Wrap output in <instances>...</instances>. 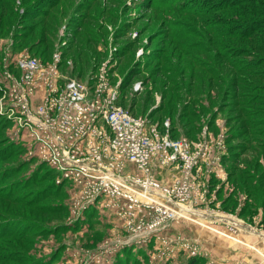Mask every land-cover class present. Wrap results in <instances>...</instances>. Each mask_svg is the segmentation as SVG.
I'll return each mask as SVG.
<instances>
[{
  "label": "rangeland",
  "instance_id": "374dc122",
  "mask_svg": "<svg viewBox=\"0 0 264 264\" xmlns=\"http://www.w3.org/2000/svg\"><path fill=\"white\" fill-rule=\"evenodd\" d=\"M20 1H15L18 11L9 21L0 18V264H32L25 260L31 258L32 262L35 258L47 259L51 264H189L190 257H200L197 264H264V190L255 188L256 194L250 197L247 189H237L231 177H247L237 170V164L244 166L243 159L238 155L232 160L226 157L239 151L237 146L230 149V143L237 139L231 133L239 129L234 124L246 117H262L241 111L242 97L234 92L241 90L235 79L245 69L264 71V62L256 53L239 55L238 45L264 35L257 30L248 39L230 36L237 29L235 12L242 20L253 18L255 24L258 19L261 24L256 25L264 27L262 3L242 0L232 6L233 0H60L49 8L47 15L58 28L50 36V50L43 51L46 15L25 19L21 31H28L26 37L14 35L17 26L13 23L21 6L38 2ZM223 3L224 8L218 10ZM249 6L256 7L253 10ZM80 20L85 24L81 32L92 30L94 43L88 40L87 44L92 61L107 66L113 83L126 81L120 89L127 92L124 106L136 114L151 116L154 122L170 119L177 136L192 141L206 139L213 145L212 158L222 154L220 175L213 173L206 188L203 186L205 203L192 208L206 216L178 215L169 204L175 215L167 218V228L158 232L163 240L153 237L146 246L121 244L144 233L136 232L146 229L140 224L153 221L155 216L138 210L129 218L132 223L126 224L122 210L130 204L117 203L111 195L103 196L113 205L90 204L82 213L78 191H73L67 181L58 182L61 175L32 153L33 147L11 111V99L3 90L8 84L6 73L18 74L13 59L22 52L44 61L51 60L56 51L62 52L64 60L71 58V28L77 27ZM246 22L244 29L248 31ZM29 25L36 28H27ZM259 51L264 53V48ZM69 60L60 63L64 75L89 78L91 64L80 73ZM255 93L264 94V89ZM255 102L252 98L244 105L253 107ZM255 124L262 127L264 122ZM260 141L263 143L264 138ZM4 143L13 147L14 155L2 156ZM260 158L264 165L263 155ZM152 172L164 186L180 175L179 170L163 165L155 166ZM257 184L264 188V180ZM137 197L142 202L156 200L147 194L138 193ZM26 199L32 200L31 208ZM254 201V206L243 210L244 205ZM207 206L214 211L207 214ZM12 219L23 224L39 222L42 228L34 227L33 234L22 237L12 231L5 234L11 227L18 228L17 224L7 226L6 221ZM194 252L197 255H192ZM10 258L14 260L8 261Z\"/></svg>",
  "mask_w": 264,
  "mask_h": 264
},
{
  "label": "built area",
  "instance_id": "2783aa9c",
  "mask_svg": "<svg viewBox=\"0 0 264 264\" xmlns=\"http://www.w3.org/2000/svg\"><path fill=\"white\" fill-rule=\"evenodd\" d=\"M61 60V51L48 61L22 52L13 59L18 74L6 73L3 90L32 153L61 175L58 182L67 181L78 191L82 213L90 204L113 205L103 196L111 195L117 203L130 204L122 210L126 224L138 210L155 216L140 224L146 229L136 232L144 233L123 241L122 247L146 246L153 237L163 240L158 232L167 228L164 221L175 215L174 209L178 215L206 216L192 208L205 203L203 186L212 174L220 175L222 154L211 157L212 143L174 136L170 119L154 122L121 104V81L112 82L105 64L82 80L64 75ZM157 165L179 170L180 175L164 186L152 172ZM138 193L156 200L142 202ZM206 211L214 210L207 206Z\"/></svg>",
  "mask_w": 264,
  "mask_h": 264
},
{
  "label": "trees",
  "instance_id": "16d2710c",
  "mask_svg": "<svg viewBox=\"0 0 264 264\" xmlns=\"http://www.w3.org/2000/svg\"><path fill=\"white\" fill-rule=\"evenodd\" d=\"M17 0H0V18H3V21L6 19H8L11 16V14L15 13L16 9V2ZM42 0H38L37 1H33L32 3H29L27 5H23L21 6L22 9L19 10L18 13V17H15L14 19V23L13 25H15V27L17 26V32L14 35H18L20 37H26L27 32L28 31H21L24 27V25H22V23L25 21V19L28 18H33L34 16H38V15H46L43 22H45L43 24L42 29H44L45 32V37H43V51H47L50 50L51 48V42H52V35H54V32L56 30V28H58L57 23H55L54 21H52L51 19H49L50 17H48L49 15H47L49 12V8L51 9L53 6L58 5L60 0H43L42 2H40ZM231 1V0H229ZM249 2L253 1L254 2H258V3H262V5L264 6V0H247ZM22 2V0L20 1V3ZM225 2V0H224ZM232 2H234L232 4V6L237 5L239 3L242 2V0H233ZM46 3V4H43ZM257 3V4H258ZM223 5H225L224 3L220 6V8H218V10L223 9ZM41 6H44V8H42ZM46 6V7H45ZM258 6V5H257ZM20 7V8H21ZM256 7V6H254ZM254 7L249 6L248 9H253ZM6 9V10H5ZM201 9H203V7L201 6ZM213 8H210V10H212ZM48 10V11H47ZM257 10V9H256ZM18 11V10H17ZM205 11V10H204ZM235 17L236 20H234L237 23V28L234 32H231L230 36H236V37H244V39H248L252 36H250L252 33L254 34L255 31L259 30L258 32L263 33L264 35V27L262 29H259V27H261L259 25H256L257 22L258 24H261L260 21H258V19L255 21L256 24L251 21L253 20V18H248L242 20V18H239V13L235 12ZM48 17V18H47ZM54 16H51V18H53ZM14 18L11 17V19ZM47 19V20H46ZM49 19V20H48ZM245 21L246 24H248L249 30H245V24H243ZM84 21L80 20V22H78V24L76 25L77 27L71 28L72 29V42L74 39V43L73 45L70 43V55H71V61H72V65L74 66V68L76 67L77 70L82 73L85 69L86 66H90L91 64V73H95L98 70L97 64H96V59H94V61H92L93 58H91V55H89V50H88V40L90 41V43H94L93 37L91 35L92 30L88 29L85 30L84 32L82 31L83 25L85 26V24H83ZM235 23V24H236ZM249 23H251L249 25ZM34 26L29 25V27L27 28H33ZM22 28V29H21ZM26 28V27H25ZM36 28V27H34ZM33 28V29H34ZM19 31V32H18ZM34 31L31 30L30 33H33ZM29 33V34H30ZM81 37V39L78 40V38ZM251 43L248 44H240L239 46V50H236L237 53L240 55H247V54H255L256 56H258L259 59H261V62H264V53H261L259 50L262 51V49L264 48V37L259 38V36H255L253 37V39L250 41ZM232 44V43H231ZM249 45L254 46L255 49L249 47ZM258 50V51H257ZM66 53V52H64ZM35 55V54H34ZM93 57H95L93 55ZM66 59L64 60L62 58L61 60V64H66V62H69L70 60ZM257 59V58H256ZM92 61V63H91ZM254 63H256V60L254 61ZM97 67V70L94 71V69ZM240 70V72L244 69H237ZM246 72L245 73H241L239 77H236L237 79H235V84L238 86L240 85V92H234L236 93L235 95L237 97H242L240 98V104H243V106H240L241 111L245 112V114L247 115L248 113H256L257 116L259 114H262V117H257L256 119H249L248 117L244 118L243 120L239 121V123L237 122L236 124H234V127L239 126V129L233 133H231V136L233 138H237L236 140L232 141L230 143V149H232L231 147L237 146L239 149V151L235 154H231L229 153L226 157L227 160H232V158L234 159L236 155H238L239 158L243 159V164L244 166L241 168L240 166H238L237 164V170L240 173H246L247 177H245L243 179L244 176H242V178L240 176H236V177H231L232 178V182L234 183L235 187L237 189H247L246 192L248 194H250V197L256 194V190L255 188L258 189H262L264 190L263 187H261L259 184H257L258 181L264 180V165L263 162L260 158V155H263L264 157V142L262 143V141H260V139L262 140V138H264V125L262 127H256L255 122H258L259 120H262L264 122V94L261 93H255V91H258L259 89H264V71L261 69H252V68H248L245 69ZM126 83V81H124ZM122 81V84H120V88H124L125 87V83ZM254 92V93H252ZM127 92H121V96H120V100L119 102L121 104H123V99L127 96L126 95ZM254 95V96H253ZM252 98H255L257 100V102L254 103L253 107L249 106L252 104H249V107H246L244 104L246 102H249V100H251ZM259 102V104H258ZM251 108V109H250ZM252 111V112H250ZM240 115V114H239ZM164 121V120H163ZM162 122V121H161ZM160 122V123H161ZM172 125V124H171ZM171 132L172 135L177 136L174 132V127L171 126ZM239 135H243V138H239ZM260 136V137H259ZM257 138V139H256ZM255 141H258L257 143H255ZM4 145V155L2 156H6L5 158H7L8 156H12L13 154V147L10 146L9 144L6 145V143L3 144ZM37 172H35L36 174ZM239 173V174H240ZM41 176V175H40ZM256 176H258V178H255ZM39 175H37V177H35L36 179H38ZM34 179H32L33 181ZM54 184V186L56 185L55 182L52 183ZM52 184L46 186V188L49 186H51ZM57 186V185H56ZM59 187V186H58ZM255 192V193H254ZM29 201V202H27ZM31 199H26V202L28 203V205L33 206L31 203ZM254 203H247L246 205L243 206V210H248L250 206H254ZM60 209V208H59ZM31 211V209H30ZM8 222L7 226H11V224H17L18 228L15 227H11L5 234H9L13 232H15L16 234L19 233V237H22L23 235H26L28 233H32V230L34 229V227L42 228V226L39 224V222H32V221H28L25 222L23 221L25 224H23L22 222L18 221V220H8L6 221V223ZM21 224V225H19ZM6 226V227H7ZM33 234V233H32ZM13 243V241H12ZM8 261L10 260H14L13 258L11 259H7ZM19 260V259H18ZM27 263H32V264H51V261H46L45 259L43 260L42 258L39 260L37 258H35L32 262V258L31 259H25ZM200 260V257H190L189 259V264H197V262ZM36 261V263H35Z\"/></svg>",
  "mask_w": 264,
  "mask_h": 264
}]
</instances>
